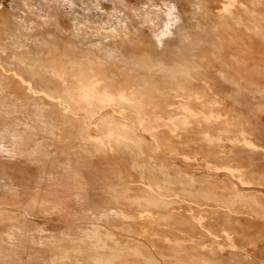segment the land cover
I'll return each instance as SVG.
<instances>
[{"label":"rangeland","instance_id":"1","mask_svg":"<svg viewBox=\"0 0 264 264\" xmlns=\"http://www.w3.org/2000/svg\"><path fill=\"white\" fill-rule=\"evenodd\" d=\"M112 2L111 0H92L97 9L104 6V11L108 13L113 12L115 7H119L116 1H114L115 5ZM135 3H138L137 0L131 1L132 5ZM2 4L4 9L1 12L3 13L13 8V0H0V5ZM180 4L182 10L188 9L186 2H180ZM141 5L140 3L139 6ZM127 15L130 17V11ZM200 15L203 17L205 14L201 12ZM0 27V45H7V55L1 56L0 53V59L7 60L13 52V44L11 45L10 40L15 33L13 29H4L1 25ZM240 30H242L240 35L243 42L251 46L252 50L239 53L241 63L234 60L233 48L232 51L225 49L216 56H211L214 58H211L213 61L210 69L206 74L204 71L199 72V75L193 79L192 96L185 100L194 102L198 96L195 103L198 105L195 108L200 110L206 105L210 106L212 113L215 114L214 117L200 114L187 119L180 116L181 118H172L173 123L168 118L164 119L163 122H159L160 126L153 130L155 137L145 130L146 127L140 128L138 122H135L133 125L135 129L129 130L133 133L130 132L127 135L130 144L120 148L122 155L119 154L117 163L119 165L110 166V169L105 166L112 164L105 159L104 154L108 152L98 151L92 140L105 138L107 131H115L113 135L122 134V131L108 126L117 125L120 120L99 118L84 120L82 128L86 132L85 136H88L82 141L79 149L82 148L89 156L86 159L88 161H85L78 169L84 173L79 172L78 178L74 179L69 173V176L67 175L68 178L70 177L68 187L74 185V190L71 189L72 193L69 196L70 203H67V210H59L56 205L60 202V195L57 192L61 184L59 180H65L67 174V172L66 174L61 172L64 169V158L59 153L64 148L63 145L58 144L55 148L50 144L48 147L39 139L38 141L41 140L42 143L40 146L42 152L37 153L42 162H39L40 165L33 162L30 164L23 158L17 161L19 159L13 157V160L10 156L0 154V164L4 161L7 171H14L16 174L12 180L15 183L14 189L19 197L18 200L20 199L19 202L17 199L1 200L11 204L10 206L13 205L7 208L8 210H17L20 214H24L22 218L31 221L29 234L16 232L14 239L17 241L12 242L14 241L12 239L9 245L4 243L7 248L6 254L13 258L10 261L8 257V259L5 257L4 264H15V262L45 264L47 261L57 264L60 262L61 264H78V262L88 264L90 261L89 264H91V259L94 260L93 256L98 258L104 252L107 254H102L104 258L108 256L115 260V256L117 260L113 261V264H156L157 262L158 264H264V26L258 31H248L243 27ZM202 39L210 43L217 40V36L208 34ZM220 71L229 73L230 78L237 84L231 79L229 81L219 79ZM167 122L171 126L167 125ZM95 126H98V129ZM165 126L170 129H166ZM243 137L248 138L253 144L244 146ZM133 139L138 141V146L133 144ZM215 143L218 144L215 145ZM70 146L72 145H68V153L72 151ZM254 146L256 148H253ZM43 151L44 154L47 152L50 155L51 160L46 161L48 157L47 154H43ZM41 153L44 157L40 156ZM56 153L58 154L55 155ZM100 163L103 169H100ZM161 163L163 172H161ZM60 167L63 169H59ZM227 167L232 168V172L228 171ZM93 169L96 171L94 172ZM99 169L104 171L101 173L106 177L98 172ZM109 170L116 172V178L111 171L108 174ZM117 173L122 178L117 176ZM49 176H52V179ZM99 177H101L100 182ZM189 178L194 182H191ZM104 179L108 187L102 182L105 181ZM101 184L104 191L100 188ZM157 185L161 189H155ZM152 186L154 192L150 190ZM75 187L78 189L75 190ZM110 188L113 189L110 190ZM23 190L30 192L29 195L39 196L43 206L38 205L36 209L26 208L30 198L21 200ZM78 190L79 199L75 196ZM113 190L117 191L114 197L111 196L113 193H110V191L114 192ZM4 192L13 195L14 191ZM150 193L155 195V199L157 197L156 202ZM151 196L155 203L151 202V199L147 201ZM158 199L163 201L159 202L158 210H156ZM143 200L155 205L144 204ZM163 202H167L168 205ZM163 204L166 205L165 208ZM169 205L170 207L167 208ZM154 206L155 208L152 209ZM105 211L117 212L118 219L116 220L117 217L114 216V218L106 219V222L102 217ZM121 211L126 213L124 216L129 215L130 219H126ZM147 211L148 214H146ZM120 215L123 219L119 218ZM132 218H134L133 221H131ZM33 229L41 231L43 235L45 232L44 237L33 239L31 237L35 233ZM9 230L0 232V242L1 240L6 242ZM225 232H227L226 235H224ZM88 234L92 237H87ZM96 234L98 236L94 240L93 236L95 237ZM86 237L91 239L85 240ZM98 237L100 240L104 239L100 241L103 244L108 240L104 244L106 251L104 246L102 248L104 250L98 249L103 244L96 247L99 243ZM94 242L97 243L96 246H93ZM59 245L61 247H58ZM46 246L56 248L50 253L43 248ZM74 248L77 250L76 253L73 252V250L76 251ZM91 248L97 249L98 254L95 253L97 250ZM108 251L111 255H108ZM65 252H68L67 259ZM135 252L141 253L142 256L135 255ZM102 255L99 258L103 259ZM60 256H64V260L58 261L62 259Z\"/></svg>","mask_w":264,"mask_h":264},{"label":"bare ground","instance_id":"2","mask_svg":"<svg viewBox=\"0 0 264 264\" xmlns=\"http://www.w3.org/2000/svg\"><path fill=\"white\" fill-rule=\"evenodd\" d=\"M114 1L118 3L119 7H115L114 11L110 13L104 11V6L97 9L92 0H13V8L5 13L1 12L4 9L3 4L0 5V25L4 29H13L14 33L18 34L17 36L14 34L10 40L11 45L13 44V52L10 53L8 59H0V154L15 159L23 158L30 164L31 162L35 164L40 162L37 153L42 146L41 140L48 147L51 144V147L56 148L58 144H61L64 148L59 154L64 158V167L62 166L64 169L62 167L59 169H63L60 171L65 172L64 174L67 172L66 179L68 173L73 179L78 178L77 174L81 172L78 169L83 166L87 156H89L82 148L79 149L82 146V141L88 136H85L86 132L82 128L84 120L96 118L120 120L117 125L110 124L108 126L117 129V131H122V134L113 135L115 131H107L105 138L92 140L98 151L108 152L104 154L105 159L112 164L103 165L109 169L110 166L115 167L118 158H120V148H125L127 144H130L127 135L131 132L129 130L135 129L133 127L135 122H138L140 128L146 127L145 130L155 137L153 130L159 127V122H163L164 119L168 118L172 121V118L175 119L180 116L188 119L200 114L206 117H214L215 114L212 113L210 106H202L203 108L200 110L195 108L198 105L195 104L198 96H196V102L195 100L194 102L185 101L192 96L193 79L201 71L206 74L212 65L211 56H216L225 49L230 51L234 49V53H232L234 60L237 63L240 62L239 53L252 50L251 46L243 42L242 30L240 29L243 27L248 31H258L264 26V0H217L215 2L217 9L214 10H210L207 0H137L138 3L133 5L131 4L132 0H113V2L111 0L113 4ZM180 2H186L188 9L182 10ZM140 3L141 6H139ZM128 11H130V17L127 15ZM201 12L205 14L203 17L200 15ZM3 15H5L4 18ZM208 34L217 36V40L207 43L202 37ZM6 47L7 45H0L1 56L7 55ZM224 64L227 63L224 62ZM218 75L219 79L226 81L231 79L226 71H220ZM231 80L237 84L233 79ZM142 121L145 123H141ZM169 124L167 122V125ZM165 127L170 129V127ZM39 139L41 140L38 141ZM242 140L245 143L244 146L253 144L248 138L243 137ZM132 142L136 146L139 144L135 139ZM69 144L72 145L70 146L71 153H68ZM217 144L215 143V145ZM43 154L40 156L44 157L47 152ZM47 157L46 161L51 160L49 154ZM3 162L0 164V232L10 229L11 231L9 230L8 233H11H7L6 242L5 240L0 242V264H4L7 257L10 261L13 259L11 255L6 254L5 244L11 243L9 241L15 238L16 232L29 234V226L31 225V221L22 218L24 214H20L17 210H8L7 208L13 205L10 206L11 204L1 200H18L19 198L14 189L15 183L12 180L16 174L14 171L8 172L7 166ZM21 164L23 165L24 162ZM100 164L101 169L102 163ZM162 165L161 163V168ZM100 169L98 172L101 173L103 170ZM90 170H92L91 167ZM227 170L232 172V168ZM93 171L96 170L93 169ZM110 171L112 172L109 170L108 174ZM163 171L162 168L161 172ZM112 173L113 177L116 178V172ZM87 174L89 173L87 172ZM101 174L106 177L105 174ZM52 176L49 177L52 179ZM70 177L63 181L58 179L61 181L59 189H57L60 202L56 205L59 210L68 209L67 203H70L71 189L74 190V185L68 187ZM100 178H97L98 181L101 180ZM121 178L119 179L122 180ZM189 180L193 181L191 178ZM102 182L106 184V180ZM143 182L145 181L143 180ZM105 184L104 188L107 185ZM78 188L80 187L78 186ZM78 188L75 187V190ZM100 188L104 191L103 185ZM154 188L161 189L159 185ZM154 188L152 186L150 190L153 191ZM112 189L110 188V190ZM10 190L14 191L13 195L4 192ZM24 192L26 193L24 194ZM116 192L110 191L113 193L111 196H115ZM29 193L27 190H23L21 198V200L30 198L26 208L36 209L38 205L43 206L39 196L29 195ZM79 194V190L76 191L75 196L78 199ZM151 195L155 199V195ZM152 196L147 201L151 199V202H154ZM158 200L156 210H158L161 201ZM151 202H144V204L151 205ZM164 204L163 208L166 207ZM153 205L155 204L151 206ZM169 207L170 205L167 208ZM108 211L102 213L105 221L108 218H114V216L117 217L116 220L118 219L117 212ZM121 212L123 213V211ZM122 215L124 216L126 213ZM123 216L120 215L119 218L123 219ZM128 216L124 217L130 219ZM33 230L35 232L31 235L33 239L44 237L45 232L43 235L41 231ZM226 234L227 232L224 235ZM96 236L98 235L93 236L94 240ZM87 237L85 240L89 239ZM101 240L99 238V243L94 242L93 246L97 244L96 247H100L99 244H103L100 242ZM15 241L17 240L14 239L12 242ZM55 244L58 243L55 242ZM104 244L98 249L101 250ZM43 248L51 253L56 247L46 246ZM93 248L91 249L97 250ZM74 249L76 250V248ZM73 252L76 253L77 250H73ZM66 253L68 252L64 254L66 255ZM95 253L98 254V250ZM138 253L135 252V255ZM91 254L94 253L91 252ZM102 254L107 255L105 252ZM103 255V259L91 255L94 258V260L91 259V264H113V261L117 260L114 255L115 260L111 259L112 257L108 258V256L106 259ZM139 255L142 256L141 253ZM63 257L58 261L64 260ZM67 257L66 255V259ZM52 262L47 261L45 264H57ZM78 264L82 263L78 262Z\"/></svg>","mask_w":264,"mask_h":264},{"label":"crops","instance_id":"3","mask_svg":"<svg viewBox=\"0 0 264 264\" xmlns=\"http://www.w3.org/2000/svg\"><path fill=\"white\" fill-rule=\"evenodd\" d=\"M217 0H207L208 2V7L210 8V10H214L217 9V5L216 2Z\"/></svg>","mask_w":264,"mask_h":264}]
</instances>
